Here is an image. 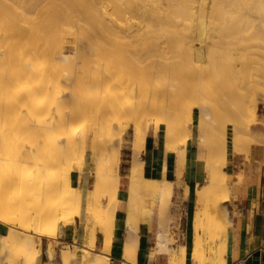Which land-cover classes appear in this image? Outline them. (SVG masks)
<instances>
[{
  "label": "bare ground",
  "instance_id": "bare-ground-1",
  "mask_svg": "<svg viewBox=\"0 0 264 264\" xmlns=\"http://www.w3.org/2000/svg\"><path fill=\"white\" fill-rule=\"evenodd\" d=\"M140 1L135 3L134 6H130L125 0H113L111 8L107 9L105 0H0V210L2 211H0V223L6 228V232L0 234V264H58L53 259L54 253L49 249L42 253L41 249L38 248L39 242L37 243L32 238L30 234L31 229H33L31 226L32 216L34 215L38 221L36 232L42 237L53 234L48 228L51 227L54 231L59 220L65 224L71 220H76L75 218L80 216L81 191L78 189L80 186L78 188L71 186L70 172L67 169L64 172L60 171L61 173L55 175L54 179L44 177L43 174L44 178H38L40 179H37L38 182H34L36 181L34 180L33 184L32 180L34 178L31 181L27 178V176L29 177L28 174L31 173L26 172L24 174L25 169L23 168L28 167L29 169L30 164L36 165L35 162L32 163L33 155H37L38 158H43L49 164L55 165L63 160L65 162L69 161L67 158L69 156L70 159L76 158L72 156H75L74 153L78 151H80L78 153L80 156L84 154L88 135L87 131H83V128L88 124L84 119V113L88 109L96 108L104 113L116 103L117 98L132 91L131 86H129L132 82L128 78L120 81L117 86L113 85L114 70L115 72L117 71L116 69L120 67V63L124 62L123 64H127V62H130L131 53L127 52V48L131 44H127L128 46L124 44L128 42L131 36L133 39H137L138 35H143L144 26L147 29H145L146 32H154L156 35L158 34L157 37H160L163 31L164 33L169 32L170 28L172 29L171 34L175 33V35H172L173 39L168 40L165 36L163 38L166 40L155 42L156 54L152 52V60L149 64H143L142 70L136 71V74H139V78H141L140 97L143 96L146 102L151 103L156 98L161 100L174 95L179 91L180 87L187 88L195 78L211 75V73L216 71V68H219L221 61L229 58L225 62L228 63L219 72L220 75H215L216 78L212 79L213 91L223 92L221 99L229 121H232L234 111L241 110L244 107L242 104L244 102L239 100L240 98L246 97L245 102L249 103L246 107L247 112H254L253 102L256 91L264 89V61L251 58V55H249L250 58H245L241 53L238 56L236 49H234V53L231 49L236 48L237 46L234 45L238 44V42L231 40V35L229 34L232 31L230 30L227 31L231 32L228 34L229 37L227 36V39L224 40L226 38L224 36V41H221L223 44L217 47V49L222 48L228 52V54L225 53L228 56L227 58L223 59L221 57L220 59L219 56L221 54L217 56V52L210 51L211 47L214 46V41H212V44L203 40V49L200 50V47L194 49L193 41L200 36L198 31L191 30V34L187 36L181 33L185 27L186 29L187 27L191 28L190 23L185 26L184 22H191L196 19V15L201 10L200 7L199 9L198 6L195 7L190 4L192 0ZM262 2L264 0H261ZM160 12H163L162 16ZM115 14L118 15L117 19L114 17ZM130 16H136L138 23L132 24ZM178 18L183 28H177L176 19ZM163 25L168 27L165 28ZM230 26V24H227L226 27H229L227 29H230ZM148 36V38L154 37V35ZM175 36H179L178 39L182 40V44L178 48L172 45L173 42L180 43L177 38L175 39ZM206 36L207 31L204 34V37ZM133 39L130 41L133 42ZM151 40L149 41L151 42ZM152 41L154 43V40ZM150 42L147 43L152 45L153 43ZM64 44L74 47L75 51L72 56L63 53ZM119 45H123L120 47L121 49H119ZM173 47L174 53L172 52ZM149 48L147 47L146 49L149 50ZM122 49H126V52ZM169 49H172L173 56L168 51ZM229 49L231 52L228 51ZM164 52L170 54V59L160 56ZM235 54L237 57H235ZM108 56L111 58L108 61L111 60V62L107 65L108 62L105 61L107 62L105 67L102 68L101 64V67L97 68L98 66L96 67L95 64L98 63V60ZM166 56L168 55L166 54ZM67 59L70 62L69 64ZM261 60H264V56H262ZM116 61L119 64H116ZM44 62L47 66L42 69ZM137 63L138 66L142 64L139 61ZM93 65L97 68L95 72L93 67V71L90 68ZM88 69L93 73L88 72ZM64 80L68 86V91L59 93L55 87L56 92L53 91L55 95H52L54 99L43 104L45 105L44 107H41L37 99L38 95L43 92H49L54 87L51 86V82L55 83L57 81L60 84L61 82L59 83V81ZM57 82L55 85L58 87ZM157 83L161 84L160 87L155 86ZM221 83H224V88L219 87ZM110 84H112V87L116 86L115 90L107 95H102V90H106L104 87ZM233 84H237L235 92L230 87ZM236 87L234 86V88ZM139 92L138 94H140ZM142 100L144 101V99ZM57 103H59L58 106L61 105L60 103H67L68 107L70 105L73 110L68 109L67 113L63 111L64 114L59 111H54L53 113L52 107ZM196 106L200 109V140L206 141V137L202 133L206 127L205 116H208L206 114L208 104L196 102ZM37 107H40V110H37L39 111L38 118L40 117V119L37 120H43L44 126H42L43 124L41 126L44 129L40 128L44 131L40 132L41 130H39L40 133H43L40 135L42 141L40 140L39 150L36 149L34 154V149H31L33 147L26 148L23 151L24 148H16V145L20 138L24 140L23 133L19 135L18 132L21 129L20 126L28 130L29 134L27 133V137H30L32 131H29L28 128L30 126L31 130L33 122H30L31 125H29L28 120L32 114L34 116L35 108ZM168 111L170 109L161 105L157 115L150 121V125L156 131L160 127L167 129L165 135H160L163 140L165 139L164 141L168 140L175 132H184L187 128V123L191 121L192 115V108L187 106L184 110L179 111L177 119L169 122L162 115ZM36 113L38 115V112ZM249 113L248 115L251 114ZM247 118L237 119L236 125L230 126V128L235 127L230 129L235 149L247 148L251 142L255 141L261 143L259 142L261 141L259 140L260 138L256 140V138H252L247 133V126L250 122ZM65 120L67 124L62 125ZM58 122L61 125L59 129L56 127ZM208 124L210 125V122ZM173 129L178 131L173 132ZM90 131L94 137L90 143V188L84 201V218L86 225L93 220L99 221L101 222L99 225L100 231L110 232L114 222L117 177L108 175L103 182L101 181L100 188L93 186L97 184V179L99 178L97 174L102 173L103 168L101 165H96L98 162L96 159L98 144L95 143L96 129L92 127ZM51 132L56 133L55 139L52 141H50L52 138L49 137ZM240 133L244 134L245 137L243 139L238 136ZM78 135H80L79 139L77 138ZM41 136H43V139ZM146 137V119L143 116H139V125L135 128L133 138V147L137 156L144 148ZM179 144V141H175L173 148L178 156H181L182 151L180 149L184 150V147H179ZM20 150H22L21 153L18 152ZM36 160L37 162L39 161L37 158ZM21 162L25 164L22 165ZM220 162H223V159L218 164ZM27 164L29 165L26 166ZM19 165H22V169H20ZM82 165L80 164V167H78L80 168L78 169L80 173L82 172ZM36 166H39V163ZM207 166L209 168L210 182L208 185L206 184V187L203 186L201 190L197 191L198 205L195 208L192 220L191 256L192 259L199 261L198 264H224L226 226L216 221L214 212L210 211L205 204L203 205V201L208 191L215 194V187L218 186V182L221 183L222 187L225 185V177L223 175L222 177L218 176V173L215 172L216 164H214L213 160L209 161ZM39 167H42L41 162ZM143 167V162L139 161L129 172L130 184L125 218L126 235L122 242L123 264H132L137 257L139 243L138 226L145 218L139 206L145 186V178L142 173ZM181 167L182 162L179 160L175 169L177 179H180L183 174ZM21 172H23L22 176L27 179L26 181L21 179ZM80 183V180H78V185H81ZM153 188L156 190L155 187ZM171 192L172 186L170 185L162 188L161 192H159L162 202L169 201ZM101 194L105 195L104 198H107L106 203L108 202L103 210L100 207ZM229 199L230 195H224L222 203ZM32 200V206L29 207L30 204L27 206L26 204ZM21 219H26V221ZM217 227L219 228L217 229ZM170 233V241L175 242L177 240L176 228L171 229ZM94 235L92 234V236ZM92 236L91 240L93 241L91 242L93 244L95 236ZM111 245L112 238H103L101 251L108 254ZM178 247L180 249L179 254L184 257L185 252L182 246L178 245ZM175 254V252L172 253L173 257H169V260L172 261V264H179L180 261L177 257H174ZM58 258L59 264H108L109 259L105 255L91 256L90 251L84 246L79 247L75 251L62 252L58 255Z\"/></svg>",
  "mask_w": 264,
  "mask_h": 264
},
{
  "label": "rangeland",
  "instance_id": "rangeland-1",
  "mask_svg": "<svg viewBox=\"0 0 264 264\" xmlns=\"http://www.w3.org/2000/svg\"><path fill=\"white\" fill-rule=\"evenodd\" d=\"M105 1H106L105 5L107 6V9H110L113 0H105ZM125 1L130 6L131 5L134 6V4L139 2L140 0H125ZM142 1L143 0H141L140 2ZM190 4L195 7L198 6V8L200 7L201 10H199L198 14L196 15L197 16L196 19H193L191 22L190 21L184 22L185 26H187L190 23L189 25L191 28L187 27L186 29L185 27V29H183V32L181 33H184V35L187 36L191 34L190 33L191 30L198 31L200 36L197 40L193 41L194 49H198L200 47L199 49L202 50L203 49L202 43L204 42L203 40H206L207 42L212 43V44H213L212 41H214V46L211 47L210 51L217 52L216 53L217 56L218 54L219 55L221 54L219 56L220 59L221 57L225 59L228 57L226 56L228 52H226V50L222 48L217 49V47L223 44L221 41H224L225 39H227V36L229 37V35H231V40L232 41L236 40L235 42H238V44L241 45L240 46L236 43L234 46H237V47L236 48L232 47L233 49H231L233 50V52H234V49H236L237 55L238 54L240 55L241 53L243 54L245 58L247 57L250 58L249 55H251L252 56L251 58H255L259 61H264V60H261L262 56H264V2L261 3V0H221V1L220 0H192ZM194 11H196V9H194ZM162 13H161V16H162ZM114 17L117 19L118 15L115 14ZM127 17L129 16L127 15ZM130 17H131L130 22L132 24L135 25L138 23V18L136 16H130ZM176 21H177L176 23L177 28L178 29L183 28V25L180 23V19L178 18L176 19ZM227 24H230L231 25L230 27L232 29L231 28L227 29L229 28V27H226ZM164 26L165 25H163V27ZM144 27H143L144 31L142 32L143 35L137 34L138 35L137 36L138 38L136 37L137 39L135 38L133 39L131 36L128 42L131 39H133V42L130 41L129 43L127 42L126 44H124L126 46H128L127 44H131V46L129 45L130 47L128 48L125 46V48H127L128 50L127 52L131 53V58L129 60L130 62H127V64H123L124 62L119 64L117 63L118 61H116V64H119L120 67H117V69L115 68L117 71L115 72L114 70V79H113L114 84L113 82H111L113 85L117 86V84L120 81L128 78L130 82H132L129 85L131 86L132 91L129 92L127 95L117 98L116 103L110 109L104 111V113L102 110L97 109V108L88 109L84 113V119L88 123L87 126L83 128V131H87V134H88L87 135V145L85 147L84 154L80 156V154H78L80 153V151H78L76 152L78 155L74 153L75 156H72L76 158L70 159L69 158L70 156H69L67 157L69 161L65 162L63 160V161L57 162L55 165L49 164L43 158H38L37 155H33L35 158L33 157L32 163L35 162L36 165H38L39 163V166H40V162H41L42 167L36 166L35 164H30V165L27 164L26 166L29 165V169L28 167L23 168L25 169L24 174H26V172L31 173V174H28L29 177L27 176V178L30 181L32 178H34L32 182L34 180H36L34 182H38L37 181L38 178L41 179L44 177H48L49 179H54L55 175L61 172H64L67 169V171L70 172L71 186L73 188H78V186H80V188H78L81 191L80 192L81 202H80V213H79L80 216L76 217L75 218L76 220L74 221L71 220L67 224L59 220L54 231L51 227L48 228L50 232H53V234L50 233L51 235L42 237V236H39L38 233L36 232L38 221L35 219L34 215L32 216L31 226L33 229H31V232H30V234L32 235V238L37 243L39 242L38 248L41 249L42 253H44L46 249H49L52 253H54L53 259L58 264H59L58 255L60 253L66 252V251H75V250H78L79 247H83V246L87 247V249L91 253V256H98L99 254H95V252L98 253L99 250H100V254L104 253L101 251V247H102L101 244H102V239L105 237L112 238L111 248L112 247L113 249L115 248L116 254L122 257V242L126 235V231L124 229V223H125L124 214H121L120 209L123 208L125 200H127L126 196L129 193V184H130L129 172L139 161H142L144 164L143 173L146 178H149V179L155 178L154 180L163 182L161 188L159 189V192H161L164 186H169V185L172 186V192H171V196L168 202H162L160 193L158 194V197L153 196L152 194H149V193H144V191L141 194V200H140V205H139L140 210L142 212V215L144 212L143 210H146V209L150 210V215H153V226L150 230H148L142 224V221L141 223H139V226H138L139 244H138L137 254L143 255L145 251H148V253L150 254V259H149L150 261L154 258L156 254H163L166 256L168 264H172V261L169 260V257H173L172 253L175 252L176 254L174 255V257H177L181 264H193V261L191 258V254H192L191 236L193 233L192 219L194 217L195 208L198 205L197 204L198 202L197 191L201 190L203 186L206 187L208 183L210 182L209 171H208L209 168L207 166L208 162L213 160L214 164H216L214 168L215 172L218 173V176L222 177L223 175L225 177V185L223 186L224 187L223 188L221 186V183L218 182V186L215 187V191H216L215 194L208 191L206 193V197L204 198L205 200L203 201V205L205 204V206L210 211L214 212L217 222L226 221V215L222 208L224 207L222 204V197L224 195L228 196L229 194H231V186L227 179L226 173L224 171L225 166L228 163V161L231 159V155L234 152L246 153L244 152L246 148L235 149L233 145V135L231 134L232 131L230 132V129L231 128L234 129L235 127L230 128V126L236 125L237 119H242V117L245 119L248 117L247 119H249L250 122L247 126V131L249 132V128L251 125V128H250L251 132L264 136V94L258 95V102H257V109H256L257 94L260 92H264V89H258L256 91L254 102H253L254 112L253 111L252 113L250 112L251 114L247 112L248 110L246 107L249 104L245 102V99L247 98L246 97L240 98V99L238 98L239 100H242V102H244L242 104L244 105L246 109L242 105L243 108L241 107L242 108L241 110L239 109L237 111H234L232 121L228 120V116L226 115V112H225V106L222 103L221 96L223 92H220V91L216 92L217 90L213 91V87L211 85L213 81L212 79H215L216 76L220 75L219 72H221L222 71L221 69L228 63V62L227 63L225 62L226 60L228 61L229 58L221 61L222 65L220 63L219 68H216V71L211 73V75L208 74V75L199 76L195 78L194 80H192V82L187 88L180 87L179 91L176 92L174 95L166 97V98H162L161 100H158L156 98L153 102H151L154 104L146 102L143 96H142L143 98L140 97L141 93L139 92V88L141 87L140 86L141 78H139L140 76L139 74H136V71L137 70L141 71L143 64L148 65L149 62L152 60L151 56L153 54H156L157 50H156L155 42H159V41L161 42L166 39L168 40L173 39L174 37L172 35L173 34L175 35V33L171 34L172 29L170 28L169 32L164 33L163 31L160 37H157L158 34L156 35L154 32L151 33V31L146 32L147 29ZM166 27L168 26H165V28ZM229 30L232 31V33L227 32ZM206 31H207V36L204 37V34ZM209 34L212 38L209 36ZM148 35H151V36L154 35V37L157 38L158 41L153 36L148 38L149 37ZM165 36H166V39L163 38ZM224 36H226V38H224ZM178 37L179 36H175V39L176 38L178 39ZM147 38L149 40H151L152 38V40H154V43L151 40L153 44L149 45L148 43L150 41ZM175 43L173 42L172 45L178 48L182 44V40L180 41V43L178 42L179 44L177 43L175 44ZM63 46H64L63 53L68 54L69 56H72L74 54L75 49L72 45L64 44ZM122 46L123 45H119V49H121L120 47ZM145 46H147L148 48L150 46L149 50L151 51L146 49L147 47L145 48ZM172 49L168 50L171 56H173V53L175 52L174 47ZM122 50L126 52V49H122ZM116 51L119 54V51L117 49ZM228 51L231 52L230 49ZM144 53L147 55H145ZM164 53L160 54V56H164L165 58L170 59L171 57L170 54L168 52H166L165 54ZM253 53L254 55H252ZM166 54L168 56H166ZM236 54H235V57H237ZM134 55H136L137 58L141 57L139 58L140 60L137 59L136 56ZM108 59H111V58L109 56L102 57V59L98 60L99 65L98 63L95 64L96 67L98 66L97 68H100L101 64H102V68L105 67L106 66L105 64L107 62H108L107 65L111 62V60L108 61ZM138 61L142 63V64L139 63L140 66H138V63H137ZM67 62L68 64L70 63L68 59H67ZM46 66L47 65H45V62H44V64L42 65V69L46 68ZM92 67H93V70L95 69L94 72L97 71V68H95L94 65L90 67L91 70H92ZM88 72H91V71L89 70ZM56 82L57 81H55V83ZM60 82L61 83L63 82V83L61 84ZM55 83L51 82V86H54L53 88L50 89L52 94L50 93V90H49V92H43L42 94H39L38 96L41 98L37 96L38 97L37 99L39 100L41 107H44L45 105L43 104L48 103L54 99V96L52 95H55L56 88L58 90L57 92L59 93L68 91V88H67L68 86L65 80L59 81L60 84H58L57 82L58 87L57 85H55ZM112 84L104 87L106 88L107 92L106 90L102 88L103 89L102 95L104 94L107 95L109 94V92L111 93L112 91L115 90L114 88H116V86L112 87ZM160 85H161L160 83L155 84V86L157 87H160ZM236 85L237 84L230 85V87L234 90V92L237 89ZM220 86L224 88V83L219 84V87ZM234 86L236 88H234ZM53 91L55 92L53 93ZM138 92L140 94H138ZM142 99H144L146 103ZM196 102H205L208 104V110L206 112L208 116H205V122L207 121L206 127H205L204 132L202 133L206 137V141L200 140V134H201L199 131L200 109L199 107L196 106ZM60 104L61 105L58 106L59 103H57L52 107L53 113L54 111H59L60 113H63V111L65 113L66 111L67 113L68 109L73 110V108L71 109L70 105L68 107L67 103H63V104L60 103ZM62 105H64L63 106L65 108L64 110H63ZM161 105L165 106L167 109H170V111H168L167 113L162 114L164 119H166L169 122H172L173 120L177 119L179 117V111H182V109L184 110V108H186L187 106H190L192 108V115H191V121H190L191 123L190 122L187 123L188 129L186 128L184 132L178 131L177 129H173V132L174 131H178V132H175L166 141H164L165 139L163 140L161 136L165 135V133L167 132V129L160 127V129L156 131L155 128H153L150 125L151 119L155 115H157V112L160 110ZM39 108L40 107L35 108L36 112H38V115L36 112H34L35 113L34 116L32 114V116L28 120L29 125H31V123L33 122L31 126V130H30V126L28 128L29 131H32L30 133V137L29 136L27 137V135L29 134L27 132L28 130L25 129L23 126H22L23 128L20 126L21 129H19L18 132H19V135L23 133L24 140H21V138L19 137L20 140H18L19 142L17 141L18 144L16 145V148L18 147L19 149L24 148L23 151L26 148L33 147L31 149H34L33 150L34 154H35L36 149H38L42 141L40 138V135L43 133H40V132L44 131L42 130L44 129V127L42 128V126H44L43 120L42 119H41L42 121L37 120V119H40V117L38 118L39 111H37ZM255 110H256V119H254ZM100 113H103V114H100ZM248 113L250 115H248ZM139 116H143L144 119H146L147 137H146L143 150L141 151L139 156H137L134 150V147H133V138H134L135 128L139 125ZM65 122L66 120L64 121V123L62 122L63 124L62 123L61 124L66 125L67 123ZM209 122H210V125L208 124ZM58 123L56 127L59 129L61 125H60V122ZM41 124L43 125L41 126ZM92 127L96 129L95 143L98 144V146L96 145L98 148V150L96 149L97 151L96 159L98 160L96 165H101L103 168L102 173L97 174V176L99 177L97 179L98 180L97 184L93 186L95 188H100L101 181L103 182L105 180V177L108 175H115L117 177L116 178V199H115V205H114V222L112 224V229L110 232L104 231V230H101L102 231L101 232L99 229V225L101 224V222L99 221L93 220V221L88 222V224L86 225L85 218H84L85 216L84 201L86 199L87 191L90 188V175H91L89 172V161H90V151H91L90 143L92 142V138L94 137V135L90 131L92 130ZM191 129H192L193 135L191 136L190 142H189V137L191 135ZM39 130L41 131L39 132ZM52 133L53 132L49 134L50 135L49 137L52 138V139L49 138L51 139L50 141L55 139V134L57 133V131L56 133H53L54 136H52L53 135ZM238 136L240 137V139H243L245 137L243 133H240ZM41 137L43 139V136ZM77 138L79 139L80 135H78ZM259 140H261L259 141L261 143L251 142L250 145L252 146L254 144H260L264 146V138H260ZM175 141H179L180 143L179 147L180 146L184 147V150L180 149V151H182L181 156H178L176 150L173 148V144ZM104 145H107V146H104ZM108 145L110 146L109 147L110 149L108 148ZM122 145H125L131 150L130 152L132 154V159H131L130 167L127 170V176L120 178L118 170H119V162H120V150H121ZM192 145L200 146L198 149L199 161L197 163L198 168L200 169V173H199L200 176L199 178H197L196 183L191 182V184H188L189 187H187L185 184L186 180L184 179L183 176H184V171L188 164L190 147ZM21 151L22 150L18 152L21 153ZM36 158L39 160L38 162ZM221 159H223V162H220L218 164V162ZM179 160H181L182 162L181 170L183 174L180 177V179H177L175 175V169H176V166ZM24 164L25 163H22V165ZM80 164H83L81 166L82 167L81 173L78 170L80 169L78 168L80 167ZM22 165L21 166L19 165L20 169H22ZM155 168H157L158 171H155ZM22 174L23 172H21V175H20L21 179L26 181L27 179L24 176H22ZM43 174H44V177H43ZM77 178L78 180H80L81 185H78ZM104 197L105 195L101 194L100 207L102 210L105 209V206L108 203V202L106 203L107 198H104ZM29 202L26 205L28 206L30 204L29 207H31L33 204V200L30 203ZM21 220L26 221V219H21ZM229 225L227 223L226 233H227V229ZM175 228L177 231L178 238L180 239V242H182L185 245L182 247L183 251L185 252L184 257H181V255L179 254L180 249L178 247V241L177 240L175 242L170 241V236H171L170 230L175 229ZM218 228L219 227H217V229ZM5 232H6V228L0 223V234L5 233ZM92 234H95L93 244L91 242L93 241L91 240ZM99 242H101L100 247L98 246L95 247V244ZM171 243L175 244V246H172L173 244ZM225 244H226V234H225ZM173 247L175 248L173 249ZM226 248H225V255H226ZM195 261L198 264L199 261L196 259ZM206 262L208 263V261ZM108 264H110V259H108ZM115 264H123V263L117 262ZM132 264H136V260Z\"/></svg>",
  "mask_w": 264,
  "mask_h": 264
},
{
  "label": "crops",
  "instance_id": "crops-1",
  "mask_svg": "<svg viewBox=\"0 0 264 264\" xmlns=\"http://www.w3.org/2000/svg\"><path fill=\"white\" fill-rule=\"evenodd\" d=\"M259 94L262 95L264 92L257 94L256 109ZM254 119H256V110L254 113ZM250 128L249 132L247 131L249 136L254 139L256 138V140L258 138H264V136L251 132ZM192 135L193 132L191 129L189 142ZM250 146L244 151L246 153L234 152L224 170L231 186V194H229L230 199L222 203L224 206L222 208L226 215V221H218L225 226L227 223L228 225L230 224L227 233H225V245L227 248L224 264H243V262L254 252L259 251L264 254V146L260 144ZM199 147V145H192L190 147L188 164L183 176L186 180L185 184L187 187H189L188 184H191V182L196 183L197 178L200 176V169L197 165L199 161ZM130 151L131 150L128 147L122 145L118 170L120 178L127 176V170L130 167L132 159ZM155 171H157V168H155ZM143 177L145 178L144 193H149L158 197L159 189L163 182L146 178L144 173ZM153 187H155L156 190H154ZM126 197L127 200H125L123 208L120 209L121 214H124V219L126 218L127 213L128 195ZM143 211V216L145 218L142 220V224L146 229L150 230L153 226V215H150V210L148 209ZM177 241L178 245L182 247L185 246L180 242L178 235ZM100 243L101 242L96 243L95 247H100ZM172 246H175V244ZM174 248L175 247H173V249ZM115 251V248L113 249L112 247L108 254H100V250L98 253L95 252V254L107 256L110 259V264L122 262V257L116 254ZM149 259L150 254L148 251H145L143 255L137 254L136 264H168L167 258L163 254H156L151 261ZM192 261L193 264H197L194 259H192Z\"/></svg>",
  "mask_w": 264,
  "mask_h": 264
},
{
  "label": "water",
  "instance_id": "water-1",
  "mask_svg": "<svg viewBox=\"0 0 264 264\" xmlns=\"http://www.w3.org/2000/svg\"><path fill=\"white\" fill-rule=\"evenodd\" d=\"M243 264H264V254L259 251L254 252L243 262Z\"/></svg>",
  "mask_w": 264,
  "mask_h": 264
}]
</instances>
